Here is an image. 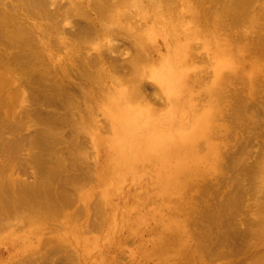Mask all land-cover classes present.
Instances as JSON below:
<instances>
[{"label": "bare ground", "instance_id": "6f19581e", "mask_svg": "<svg viewBox=\"0 0 264 264\" xmlns=\"http://www.w3.org/2000/svg\"><path fill=\"white\" fill-rule=\"evenodd\" d=\"M262 77L264 0H0V233L18 252L0 264H211L230 243L229 256L264 264V128L249 156L230 146L247 112L264 115L260 93L246 96ZM69 118L81 130L65 141L53 129ZM91 149L107 151L98 171ZM226 171L222 214L200 209ZM147 175L158 195H133L130 236L90 259L110 180Z\"/></svg>", "mask_w": 264, "mask_h": 264}, {"label": "rangeland", "instance_id": "374dc122", "mask_svg": "<svg viewBox=\"0 0 264 264\" xmlns=\"http://www.w3.org/2000/svg\"><path fill=\"white\" fill-rule=\"evenodd\" d=\"M124 38L125 37L122 35V37H120L116 42V44H118V47L120 49H124L123 54H125L127 52V49L129 50V48H130L129 43L127 41H125ZM207 50L208 49L205 45L201 46V50H199V52H197L200 54V55L198 54V57L206 56L202 52H205V54H207ZM201 54H203V55H201ZM203 57L200 59L203 60ZM121 58H124V55H122ZM121 62L122 61L119 60V63H121ZM199 65H201V64H199ZM201 68H203V69H201ZM205 68H206V66L200 67V71H201V73H203L202 74L203 78L205 77V75H207V71L205 70ZM204 73H205V75H204ZM120 74L116 75L117 79L122 78L120 76ZM201 80H202V78H201ZM263 82H264V78L262 77V83L260 82L259 86L254 85L251 87V89H250L251 95L246 94V96L249 100L252 99L251 101H254L253 99H255L254 96H256V92H259L260 94H257V96L259 95L258 97L262 98V100H260V99L259 100L260 101L264 100ZM111 83H113V82H111ZM242 85L240 83V85H237L236 88H242L243 87ZM246 88H249V86H246ZM253 94H254V96H253ZM238 101L241 104L240 100H238ZM256 106H258V105H256ZM259 106L254 108L255 111L252 110L253 114L250 112H247V114H248L247 121H246V125L248 126L247 129H245V130L244 129L243 130H241V129L237 130L236 129L237 131L235 130L237 135L234 136V139L232 140L230 146L232 147L233 150H235V151L237 150L236 152L241 151V150L244 152L247 151L248 152L247 156H249V152L254 151V148L256 149L255 151H258L257 149H259V144L255 145V143L257 142V140H258L257 143H259V141L261 142L259 137H262L263 136L262 134H264L263 133L264 129H263V131L261 130L262 128H264V124H263L264 120H262V119H264V115H262L263 112H262L261 108L259 109ZM75 110H76L75 108L69 109L70 114H72ZM257 111L259 113H257ZM256 121L257 122L260 121L259 123H261L260 125H262V126H259L257 124H256L257 126H254ZM96 122L100 127H106L107 121L105 118L103 119V118L99 117V120L96 119ZM258 126H259V129L257 128ZM80 130L81 129L76 127L73 124V121H71V119L69 118L67 120H64L62 125H58L57 127H54L53 134L61 133V134H63L62 139L65 141H68V140L72 139L73 137H75V135L78 132H80ZM255 130H256V132H255ZM259 130H261L260 132L262 134L259 132ZM26 132L31 133L32 127H29ZM257 132H259V134ZM82 134L85 135L83 132H82ZM255 136L258 137L259 139L256 140ZM263 139H264V136H263ZM87 141H88V137L86 135H85V138L83 141H79L80 143L84 142L83 149H85V150H89V147H88L89 143H87ZM230 146H228L229 149H230ZM29 150H30V148H29V146H27V148L23 149V153H29L30 152ZM92 151H94V149L90 150L91 155L93 156V159H92V157L90 158V156H89V158H90L89 165L94 163V169H95V165H96V170L98 171L104 164H106L104 162L107 158V151H103V150L99 151V150L95 149L96 153L95 152L93 153L95 156L92 154ZM244 156H246V155L244 154ZM20 164H22V165H20L21 170L16 169V172L21 176L22 179H25V178L28 180L32 179V177H31L32 168H30V166H27L28 164H23L22 161L20 162ZM231 166H233L232 163H231ZM234 166H236V165H234ZM230 173H231V171H228V172L226 171L225 173L219 175L217 178H214V180L212 181V183L210 185L214 186L216 188V190H210L209 191V193L207 194L208 196L204 197V203L202 204V207L200 209H203L204 208L203 206H206L215 215L218 216V215L222 214V212L225 208V203H229L227 200V196H226V188L229 187V185H230L229 176H228V174H230ZM111 180L109 182L108 187L105 189V194L107 192H109V196H111V200H110V202H107V199L105 197L106 202H103L104 206H101V208L103 209V211H102L103 216L100 217L101 226L98 227V229L89 228V230H86L85 236L88 238H94L97 242L96 245H94V243H92L90 246L91 247L90 248V255H89L90 259H91V257L100 256L101 253L103 252L104 247L106 245H109L110 242H116L121 237L126 238V237L130 236V231L126 228V226L124 227L122 224L121 214H126L128 211H130L129 209H131V207L133 205V203H132L133 195L134 196L138 195L139 196L138 198H140L143 202H144V200L149 199L153 195H158V188L156 187L155 182H152L154 180L149 175H147L145 177V179H143V181L141 180L138 183H134L132 180H125L123 183L121 181L115 183L113 181V179H111ZM111 182H114L113 189H110L111 188ZM97 183H98V181H95V183L91 182L88 186H86L85 189L87 190L90 187H92V189H95L94 186ZM142 188H144V189H142ZM96 199H99L98 195H94V196L92 195V203H94V200H96ZM80 204H83V203L81 201L76 200V204L74 207H81V206H79ZM74 207H72V208L74 209ZM86 208H88L87 205H86L85 209ZM91 212H93L92 209H91ZM94 212H95V209H94ZM135 212L140 213L142 211L140 210V211H135ZM135 212H134V210H132L130 212V215L131 216L136 215ZM113 216H115V218H116V221L114 223L112 221H110V218H112ZM94 220H96V215H93L91 217L89 215L86 216V224L87 225H89V223H91ZM204 223L206 225L207 222L204 221ZM18 224H22V223H18ZM219 224H221L220 220L218 221V225ZM243 227L244 226L241 225L238 228H240L239 230H241ZM205 230H206V228L204 229V234H205ZM198 231L199 230L197 229L196 232H198ZM214 231H215V229L213 230V232ZM5 233L7 234V232H1L0 233V237H1V235L3 237V240H2V238L0 239V262L6 261L7 259L10 260V257L14 256L15 253H18V252H16L15 249H13V248L11 249L9 243L4 240V238H5L4 234ZM205 235L208 236V234H205ZM202 240H203V247L201 250H205L206 248L210 249L211 240H208V237L202 238ZM230 244L229 245H223L220 247L221 253L222 252L226 253L225 256L220 257L218 259H213L211 261V264H242V260H243L242 259L243 258L242 253L236 254V255L231 254L230 256L228 255L229 252L231 253V251H230L231 249H229V247L233 246L232 243H230ZM111 245H110V249H109L107 255L110 256L111 254L117 253V252L120 254V251L118 249H116L114 246L112 248ZM233 247L235 248V246H233ZM238 255H240V257ZM209 262H210V260H209ZM7 264H10V263H7Z\"/></svg>", "mask_w": 264, "mask_h": 264}]
</instances>
